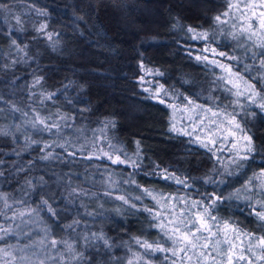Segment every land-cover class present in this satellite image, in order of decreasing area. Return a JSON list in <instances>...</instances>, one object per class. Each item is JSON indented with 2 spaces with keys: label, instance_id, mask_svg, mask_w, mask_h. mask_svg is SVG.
Wrapping results in <instances>:
<instances>
[{
  "label": "trees",
  "instance_id": "obj_1",
  "mask_svg": "<svg viewBox=\"0 0 264 264\" xmlns=\"http://www.w3.org/2000/svg\"><path fill=\"white\" fill-rule=\"evenodd\" d=\"M229 1L0 0V248L27 257L12 264H180L143 244L171 249L181 214L206 217L201 244L258 264L264 108L220 67L264 98V57L216 19ZM191 106L239 123L251 151L189 132ZM36 221L58 242L41 258L17 240Z\"/></svg>",
  "mask_w": 264,
  "mask_h": 264
},
{
  "label": "rangeland",
  "instance_id": "obj_2",
  "mask_svg": "<svg viewBox=\"0 0 264 264\" xmlns=\"http://www.w3.org/2000/svg\"><path fill=\"white\" fill-rule=\"evenodd\" d=\"M262 11H264V0L229 1L228 9L220 16V21L224 22L226 28L229 30L231 37H233L235 41L236 48L241 49V51L257 49L259 52H264V48L260 47V45L264 43V28L261 27V20L264 19V17L260 16ZM249 36H251V39L248 38ZM252 53L255 52L252 51ZM220 68L225 71L230 85L233 88H237L236 91L240 95H244L248 102L260 101L264 104V98L258 97L252 84L246 82L242 78V75L235 74L232 70L229 71L226 65ZM253 93H255V95H253ZM185 111L187 115L184 125L189 132L198 130L202 132L208 140H217L224 143L228 142V144L235 145L241 143L244 136L239 129L235 128L236 122L232 118L196 106L188 107ZM243 147L244 144H242V148ZM21 232L22 234L18 235L17 240H21V242H26L27 240V242L22 245V249L24 248L27 250V255L29 252V255L33 254L36 258H41V255L43 256L41 251L45 249L48 241H52L49 237V233L41 226V223L37 221L36 224L30 225L29 229H24ZM220 233L228 237L229 230L224 228L221 229ZM250 246H253V244L250 243L248 248ZM231 248H234L233 245ZM0 249H6L10 253L6 256L4 252H0V264H3L5 258L8 259L6 262L9 261V264H12L15 262L12 259L13 256L24 257V252H21L19 247L13 248V246H4ZM47 260L50 263L43 264H53V262L49 260V255L47 256ZM256 262L259 264L258 258H256ZM245 263L248 264V261ZM207 264H211V262L209 261ZM224 264H227V260L224 261ZM252 264H254V262H252Z\"/></svg>",
  "mask_w": 264,
  "mask_h": 264
},
{
  "label": "snow or ice",
  "instance_id": "obj_3",
  "mask_svg": "<svg viewBox=\"0 0 264 264\" xmlns=\"http://www.w3.org/2000/svg\"><path fill=\"white\" fill-rule=\"evenodd\" d=\"M227 15V13H226ZM243 15V13H242ZM261 17H264V11L260 13ZM216 19L219 21L220 17H216ZM261 27L264 28V19L261 20ZM189 31H194L193 29H189ZM206 35V34H204ZM194 39L201 38V34H196L193 37ZM251 39V36L248 37ZM260 47L264 48V43L260 45ZM213 52L215 50L213 49ZM219 55L224 56V53H220ZM261 57H264V52H262ZM232 59H235L234 57H231ZM197 59H201V57H197ZM206 59V57H205ZM260 64L262 67H264V59L260 60ZM223 67V65H221ZM231 71V69H229ZM239 94V93H237ZM255 95V93H253ZM164 101L161 100V103ZM253 103L255 101H252ZM262 108H264V104L260 105ZM235 128L240 129V124L235 123ZM175 131V128L172 129ZM242 131V130H241ZM245 140L249 143V151H251V137L245 136ZM69 155H75V153H69ZM111 158V157H109ZM247 158V157H245ZM113 163H124L125 161L119 160V157H117L115 160L112 161ZM136 162L133 161L132 165L135 166ZM166 179H171L174 177L171 176H165ZM177 183H182L178 178H176ZM187 186V185H186ZM211 199V198H210ZM207 212V210H206ZM21 215H23L21 213ZM260 219L264 220V213H258ZM211 219L214 221L216 218L211 217ZM199 225L198 227L196 225ZM193 228H195V231H193ZM208 229V225L206 223V217H200L198 220H191V219H184L183 214H181V217L178 220H174L172 222V229H171V236L170 239L172 240L173 247L171 249L156 246L153 248V245L148 244L144 242L143 246L148 249H153L155 251H164V252H171V255L179 260L180 264H192L193 259H195V264H207V262H211V264H217V256L220 257V260H227V264H234V261H244L248 260V264H252V261L246 257L245 255H235L234 248H229L226 252L223 249H220L219 251H216L215 249H212L210 247V243L205 242L203 244L200 243V233L202 230ZM210 230V229H208ZM0 231H3L4 233H7L9 229H0ZM251 239H255V237H252ZM57 241L53 240L51 241V247L55 248L57 245ZM107 243V241H105ZM68 249L71 250L72 246L67 245ZM254 247H260L262 251H264V238H259L257 245L250 246L247 251L253 252L254 254ZM216 251V255H212V253ZM0 252H4L5 255H9L10 253L6 249H0ZM76 258L75 256L73 257ZM12 259H20L25 260L27 257H15L13 256ZM260 260H264V256L258 257ZM43 264V262H41ZM173 264H176V260H173Z\"/></svg>",
  "mask_w": 264,
  "mask_h": 264
}]
</instances>
